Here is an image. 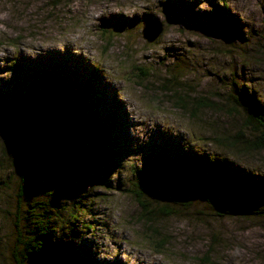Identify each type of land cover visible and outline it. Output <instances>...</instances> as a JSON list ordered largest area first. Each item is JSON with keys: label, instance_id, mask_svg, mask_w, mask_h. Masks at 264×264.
Returning a JSON list of instances; mask_svg holds the SVG:
<instances>
[{"label": "rangeland", "instance_id": "rangeland-1", "mask_svg": "<svg viewBox=\"0 0 264 264\" xmlns=\"http://www.w3.org/2000/svg\"><path fill=\"white\" fill-rule=\"evenodd\" d=\"M144 15L162 23L152 41ZM38 71L98 88L96 116L67 117L59 138L50 118L19 123L9 99L42 86ZM249 99L264 109V0H0V264H18V235L45 212L48 264H68L67 252L87 264H264V212H235L263 210V194L238 179L201 194L138 173L155 154H196L264 184V149L244 138ZM101 138L114 154L99 151Z\"/></svg>", "mask_w": 264, "mask_h": 264}, {"label": "trees", "instance_id": "trees-1", "mask_svg": "<svg viewBox=\"0 0 264 264\" xmlns=\"http://www.w3.org/2000/svg\"><path fill=\"white\" fill-rule=\"evenodd\" d=\"M145 16L148 15H144L143 17ZM36 74L39 76L37 81H41L43 83L42 86L34 87L33 92L24 96L18 94L17 97L9 99L10 107L16 112L19 123L30 129H35L36 122L42 119L48 120L50 118L53 120V123L47 122L49 126H52L50 128V133L52 136L58 135L59 138L63 120H68L67 117L71 119L76 117V115L82 116L84 111L90 118L96 116L94 110L95 102L98 97V88L91 87L87 83L80 85L73 80L69 82L67 76L61 72L49 71V73H47L46 71H38ZM59 87H62V94L58 92ZM77 87L81 88V93L80 95L72 94L73 102L71 103L65 96V93ZM85 96L90 98L88 103H85L87 98ZM181 100L184 105L186 103L184 98ZM198 104L204 106L207 105V102ZM241 105L244 106L247 111L246 122L248 125L250 124L248 127V134L251 136L247 137L242 129H240L241 134L246 136L243 137L247 138V141L250 142V145L255 150L264 149V109L251 99H249L247 104L242 102ZM0 113L3 114L4 111L0 109ZM245 127L247 128V125H245ZM99 142V144L96 143V147L99 148L100 152L105 155H112L115 153L104 138H101ZM229 143L233 146L237 144V142L235 143L232 140H230ZM86 150L89 155L90 149ZM41 157L43 159L56 158L55 155ZM73 165L85 171H89L85 165L79 162H75ZM138 173L146 183L153 186L173 189L182 184H186L193 187L197 193L201 194L214 179L220 178L228 182L238 179L242 183V186L246 187L249 191L264 195V184H259L256 178L251 177L248 173L238 171L231 163H228V161L219 158H211L207 155L188 154L187 156L182 155L181 159L172 160L160 154H155L144 162L143 166L138 170ZM138 199H140V196ZM207 200L211 203L212 207H214L213 209L216 214L222 216L224 212L231 213L230 210L220 208L214 198L207 196ZM148 202L145 200L139 201L140 207L142 208L141 214L152 213V209H150V204ZM166 207H168L167 211H174L171 206ZM155 208L156 207L153 208V212ZM159 211L163 214L169 213L162 210V208H160ZM235 212L251 216L264 212V209L257 208L254 210H238ZM32 216L33 217L29 219V223L26 225L25 233L18 235L12 255L18 264H48L52 256L51 248L53 245L54 233L52 220L46 212L37 213ZM162 240L163 239L160 240V244ZM159 243L157 242V244ZM65 257L68 264H87L85 263L86 259H81L77 252H67Z\"/></svg>", "mask_w": 264, "mask_h": 264}, {"label": "water", "instance_id": "water-1", "mask_svg": "<svg viewBox=\"0 0 264 264\" xmlns=\"http://www.w3.org/2000/svg\"><path fill=\"white\" fill-rule=\"evenodd\" d=\"M142 35L147 41L154 40L162 31V23L147 16L142 18Z\"/></svg>", "mask_w": 264, "mask_h": 264}, {"label": "bare ground", "instance_id": "bare-ground-1", "mask_svg": "<svg viewBox=\"0 0 264 264\" xmlns=\"http://www.w3.org/2000/svg\"><path fill=\"white\" fill-rule=\"evenodd\" d=\"M145 17H147V16H145ZM142 18H144V17H142ZM142 20V19H141Z\"/></svg>", "mask_w": 264, "mask_h": 264}]
</instances>
